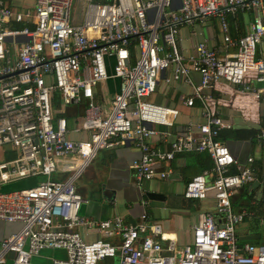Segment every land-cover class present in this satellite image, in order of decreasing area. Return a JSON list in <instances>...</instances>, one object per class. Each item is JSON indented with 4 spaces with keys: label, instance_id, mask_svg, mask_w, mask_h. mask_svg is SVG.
<instances>
[{
    "label": "built area",
    "instance_id": "1",
    "mask_svg": "<svg viewBox=\"0 0 264 264\" xmlns=\"http://www.w3.org/2000/svg\"><path fill=\"white\" fill-rule=\"evenodd\" d=\"M73 4L34 0L32 8L23 10L0 0V151L15 153L12 160L0 161V223L20 224L0 241V264H37L33 258L46 251L64 253L49 264H99L108 259L116 264H264V243L245 242L239 248L235 226L243 214L235 213L231 204L237 188L255 182L253 160L240 167L219 141V132L228 125L215 116L205 94L219 81L244 91L252 89L253 81L261 86L254 98H264V59L257 56L264 44V0H87L82 12ZM239 11H251L254 18L249 32L234 39L227 16ZM210 18H218L223 44L211 49L200 41L193 54L184 56L176 42L181 26ZM167 71L171 73L165 83L183 80L191 87L183 105L192 107L199 100L204 122L197 126L199 137L188 132L170 139L160 154L149 141L169 137L156 126H172L179 110L145 99ZM192 72L199 75L198 84L192 82ZM108 80H116L118 90L110 101L100 102L97 89ZM69 107L80 108L72 128ZM71 133L86 138L73 140ZM258 138L264 140V132ZM128 142L140 152L131 163L138 187L168 177L154 169L160 160L187 152L210 157L212 170L187 182L183 197L203 201L211 193L214 213H199L191 241L181 248L173 239L163 245L147 236L145 215L135 226L119 216L95 221L80 215L87 200L76 182L100 150ZM64 159L70 160V175L52 180ZM231 167L236 174L229 173ZM39 176L46 180L1 190ZM80 227L101 237H118L119 242L85 241L76 231ZM149 230L159 232L156 226Z\"/></svg>",
    "mask_w": 264,
    "mask_h": 264
},
{
    "label": "crops",
    "instance_id": "2",
    "mask_svg": "<svg viewBox=\"0 0 264 264\" xmlns=\"http://www.w3.org/2000/svg\"><path fill=\"white\" fill-rule=\"evenodd\" d=\"M1 1L9 7L18 9H21L22 4L31 7L34 5V0ZM74 8L80 12L79 5L74 4ZM253 18L254 13L251 11L229 14L227 22L230 36L236 39L246 35ZM217 20L218 18L207 19L197 25L199 29L190 32L186 27L192 26H181L176 36L178 50L188 57L193 54L196 44L200 41H205L211 49L220 47L223 44V37L220 24L216 25ZM257 53L258 57L264 59V44L258 46ZM184 64L190 66L189 62ZM170 73L171 71H167L161 76L155 92L145 99L154 105L179 110L172 126L167 128L162 125L156 126L158 130L167 131L169 137L167 139L154 137L149 141L154 151L160 154L168 149L170 139L183 137L188 132L194 137H199L197 126L204 122L202 104L199 100H195L192 107L183 105L184 96L191 92V87L183 80L168 84L164 82V78ZM190 78L194 84H198L197 73L192 72ZM250 86H252L250 91H244L242 86L219 81L205 94L211 98L210 104L215 116L228 125V128L219 132V141L228 147L240 167L248 164V158L253 160L251 165L255 172V182L237 188L231 195V204L235 213L243 214L242 224H248L249 229L252 230L250 234L259 237L252 243H264V140L258 138L259 134L264 132V98L258 100L253 96V92L260 89V84L251 81ZM117 90L118 82L108 80L97 89V98L100 102L106 103ZM79 112L80 108H68L67 118L71 128L78 121ZM248 132L251 136L247 135ZM70 138L85 139L86 135L71 133ZM139 156L140 152L132 142L113 149L100 150L75 185L81 196L87 200L80 209V215L95 221L119 216L130 226L138 224L141 216L145 215L147 236H151L163 245L166 244L167 239H173L176 247L181 248L191 241L192 230L197 224L199 213H214V199L211 193L203 201L187 200L183 197L187 182L194 176L212 170V161L205 152H187L174 156L170 161L160 160L154 169L157 173L166 172L168 177L144 181L138 187L134 182L131 163ZM14 157L15 153L12 151H0V161L12 160ZM229 173L236 174V168L231 167ZM51 179L62 181L66 179V175L57 171ZM33 180L11 182L4 186L16 185L18 189L14 190H19L29 187ZM147 193L158 194L161 199L145 200ZM153 226L159 229L157 234L149 230ZM19 228L20 224L0 223V241ZM76 231L85 241L102 238L113 244L119 242L118 237H101L96 232H89L81 227ZM243 236L247 235L238 238ZM50 252H55L54 258L64 256L62 251ZM50 261L45 264H49ZM107 264H116V260L108 259Z\"/></svg>",
    "mask_w": 264,
    "mask_h": 264
},
{
    "label": "rangeland",
    "instance_id": "3",
    "mask_svg": "<svg viewBox=\"0 0 264 264\" xmlns=\"http://www.w3.org/2000/svg\"><path fill=\"white\" fill-rule=\"evenodd\" d=\"M24 1V0H23ZM4 3V2H3ZM5 4V3H4ZM33 7V6H32ZM31 6H27L26 4H22V5H20V8L21 9H23V10H26V9H30V8H32ZM213 21V20H212ZM211 21V22H212ZM219 21L217 20L216 21V25H219V23H218ZM198 24H196V25H194V26H192V27H186L188 30H189V32L190 31H195V30H197V29H199V27L197 26ZM211 25H213V24H211ZM219 33H220V31H219ZM221 35V34H220ZM222 36V35H221ZM107 98H108V95H107ZM69 164H70V160L69 159H64V160H60L59 162H58V172H64V174L66 175V177H68L69 175H70V173H71V171L69 170ZM61 165V166H60ZM29 180V179H28ZM28 180H26V181H28ZM30 180H32V179H30ZM36 180L38 181V182H43V181H45L46 180V177H44V176H39L38 178H36ZM79 181H77V183H78ZM76 183V184H77ZM14 189H18V186H16V185H11V186H8V187H5V186H3L2 187V192H7V191H11V190H14ZM251 229H249V227H248V224H246V223H240V224H237L236 226H235V233H236V236L237 237H239V236H241V235H247V236H250L251 234ZM245 233V234H244ZM250 234V235H249ZM54 256H55V252H50V251H46V252H42L41 254H40V256H37V257H34L33 258V262H35V263H37V264H45V263H47L49 260H52L53 258H54Z\"/></svg>",
    "mask_w": 264,
    "mask_h": 264
},
{
    "label": "water",
    "instance_id": "4",
    "mask_svg": "<svg viewBox=\"0 0 264 264\" xmlns=\"http://www.w3.org/2000/svg\"><path fill=\"white\" fill-rule=\"evenodd\" d=\"M145 200H158L161 199V196L158 194H154V193H147L145 194ZM216 215V214H215ZM259 237L258 236H243L239 238V241L241 244L245 243V242H253L255 240H257ZM241 244L239 245V248H241Z\"/></svg>",
    "mask_w": 264,
    "mask_h": 264
},
{
    "label": "trees",
    "instance_id": "5",
    "mask_svg": "<svg viewBox=\"0 0 264 264\" xmlns=\"http://www.w3.org/2000/svg\"><path fill=\"white\" fill-rule=\"evenodd\" d=\"M129 48H130L131 54H134V41H133V40L130 41V46H129ZM247 135H248V136H251V133L248 132ZM37 182H38V181H37L36 179H34V180L31 182V184H30L29 187L34 186ZM107 263H108V260H104V261L101 262V264H107Z\"/></svg>",
    "mask_w": 264,
    "mask_h": 264
},
{
    "label": "bare ground",
    "instance_id": "6",
    "mask_svg": "<svg viewBox=\"0 0 264 264\" xmlns=\"http://www.w3.org/2000/svg\"><path fill=\"white\" fill-rule=\"evenodd\" d=\"M86 1L87 0H74V4H77V5L80 6V12H82V10H83V8L85 6Z\"/></svg>",
    "mask_w": 264,
    "mask_h": 264
}]
</instances>
